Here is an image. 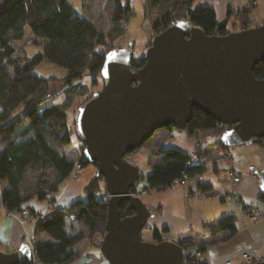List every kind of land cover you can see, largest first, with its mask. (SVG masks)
Here are the masks:
<instances>
[{"label":"trees","instance_id":"trees-1","mask_svg":"<svg viewBox=\"0 0 264 264\" xmlns=\"http://www.w3.org/2000/svg\"><path fill=\"white\" fill-rule=\"evenodd\" d=\"M194 2L144 0L143 13L151 19L155 35L184 18L209 35L222 36L260 25L254 22L256 6L229 8L227 17L219 20L212 6H195ZM82 9L84 14L80 15L70 0H0V187L1 200L9 211L30 208L28 202L32 199L55 203L74 166V161L66 154V148L72 144L66 111L80 89L82 95L88 90L87 85L80 84L83 76H90L92 81L101 76L107 52L121 47L115 46L113 41L124 35V24L136 13L133 0H82ZM102 10L109 20L107 31ZM96 12L97 19L94 18ZM27 29L34 44L43 47L42 51L29 55L24 47L18 50L16 43L29 38ZM99 45H103V49H98ZM42 60L68 71L66 86L61 91H50L46 80L33 74L34 66ZM144 64V54L135 55L131 62L133 70ZM254 76L264 79V61L256 65ZM61 95L62 101L54 102ZM51 101L55 104L46 107ZM19 126L23 129L17 131ZM226 129V125L202 110L192 109V120L187 128L190 135L212 134L215 145L229 148L220 139ZM254 142L264 146V137ZM155 154L161 155L162 161L151 165L143 187L146 192L167 189L183 173L192 178L204 174L209 168L207 163H190L189 153L177 149L158 150ZM79 162L83 168L90 164L84 156ZM198 187L206 193L212 192L210 182L205 179L199 181ZM83 193L86 199H79L45 220L36 221L33 237L38 264H74L81 256L76 248L80 242L92 238L97 232L105 234L109 193L104 178L97 175L90 178ZM260 196L264 199V194ZM160 210L158 206L152 213ZM120 212L122 217L134 213L128 201L121 204ZM71 214L75 215L73 220H70ZM67 220L71 221L69 227ZM234 221V216L228 215L206 225L211 235L199 242L178 240L177 244L186 250L196 245L197 255H190L187 261L190 264H210L205 257L206 251L237 233ZM44 234L50 240H44ZM153 239L154 242L163 241L159 230L154 231ZM2 244L0 242V246ZM100 245L101 241L97 243L98 247Z\"/></svg>","mask_w":264,"mask_h":264},{"label":"water","instance_id":"water-1","mask_svg":"<svg viewBox=\"0 0 264 264\" xmlns=\"http://www.w3.org/2000/svg\"><path fill=\"white\" fill-rule=\"evenodd\" d=\"M134 56L126 47L107 52L101 70L105 85L78 108L75 119L83 156L96 166L109 193L100 249L110 264H190L177 242L143 239L154 214L140 194V167L126 156L159 129L187 131L194 107L227 126L220 136L227 147L263 138L264 79L254 76V68L264 61V23L221 36L178 19L153 37L137 70L131 65ZM257 174L264 194V168ZM125 201L134 213L122 217ZM31 260L27 241L0 251V264Z\"/></svg>","mask_w":264,"mask_h":264},{"label":"crops","instance_id":"crops-1","mask_svg":"<svg viewBox=\"0 0 264 264\" xmlns=\"http://www.w3.org/2000/svg\"><path fill=\"white\" fill-rule=\"evenodd\" d=\"M245 2L246 0H195L194 5L212 6L218 19L223 20L227 17L229 8H243ZM253 17L255 23H264V0H258ZM139 54L141 52L135 53V55ZM53 104H55L53 101L48 102L46 107H51ZM165 130L159 131L163 133L157 136L154 144L156 150L142 147L132 155L131 160L137 165H143L147 174L151 168L149 161L154 156L158 157L157 164L162 161V156L155 154L156 151L177 149L190 153L196 149L198 137L173 128ZM214 138L212 134L203 137L205 146L202 152L207 155L209 165L204 174L189 178L185 182H176L172 187L164 190L153 189L147 192L143 190L146 182L142 178L139 187L144 204L151 212L156 207H161L159 213H154L149 218L142 237L144 240L154 241L153 234L157 229L163 240L177 242L181 239H194L199 242L201 238L211 234V230L206 225L220 217L232 215L235 218L237 233L229 240L209 247L205 254L206 259L210 264H226L230 260H233L232 264H241V254L244 252L255 256L257 260L264 259V216L255 219L250 215L251 210L263 208L264 199L260 196L262 193L257 170L264 168V146L253 142L226 148L216 146L213 143ZM228 171L242 175L241 182L234 185L228 176ZM94 173L95 169L84 167L80 177L82 180L72 183L66 180L64 189L57 194V207L62 209L81 199L83 186ZM203 179L210 182L212 192L198 195L197 191H200L198 184ZM234 189L240 195L238 199L231 198ZM28 206L43 210L46 208V203L32 199ZM35 225L36 221L21 223L16 218L8 217L6 211L0 208V242L3 246L6 241H10L14 250L26 239L34 240L30 233H34ZM42 238L50 240L46 234ZM76 248L80 249L81 256L75 264H109L101 249L95 244L84 241ZM187 253L197 255L196 245L188 248Z\"/></svg>","mask_w":264,"mask_h":264},{"label":"rangeland","instance_id":"rangeland-1","mask_svg":"<svg viewBox=\"0 0 264 264\" xmlns=\"http://www.w3.org/2000/svg\"><path fill=\"white\" fill-rule=\"evenodd\" d=\"M86 1H88V0H86ZM70 2L80 15L84 14L83 9H82V0H70ZM133 2H134V7L136 9L135 10L136 13L127 23L124 24L126 27V32L124 33V35L117 37L113 41V44H115V46H119V47L121 46V47H126L129 49H132V51L134 52V55H135V53L138 54L140 52H141V54H144L147 51L149 45L151 44L150 42L152 41L155 34L153 33V30H152L151 19L147 18L143 13V2H144V0H134ZM102 12H103V10H102ZM104 12H103V15L106 14ZM105 17H106V15H105ZM94 18L97 19V12L94 14ZM102 25H104V21H103ZM105 27H106V31H107L109 28V20L107 17H106ZM26 32H27V35L29 38H28V40H24L21 43L20 42L16 43L18 50H21L24 47L29 55H32L36 52L42 51L43 47L41 45L34 44V39L30 35L29 29H27ZM98 49H100V50L103 49V45H99ZM141 54H139V55H141ZM32 72L36 76H38L40 78H44L46 80L50 91L59 92L66 86V76H67L68 71L66 70V68H64L58 64L51 63V62H48L46 60H42L40 63H38L37 65L34 66ZM90 78L91 77L87 76V75L83 76L80 84L81 85H87L88 90H87L85 95H82L81 89H80L79 92L76 93L73 102L71 103V105L68 107V109L66 111L67 123L69 125L70 130H71V139L73 140L72 144L66 148L67 157L70 160L74 161L73 169H72L71 173L66 178V180H68L70 183L78 181V180H82V178L80 179V177L82 176L83 167L82 166L79 168L76 167V164L79 162V160L83 156V149H84V146L81 144L82 140L79 138V136L77 134L76 125H75L77 110L81 105L84 104V101L86 100L87 97H89L93 93H97V92L101 91L105 85V82H106V80L101 78V76L97 77V79H94L93 81ZM62 99L63 98L61 95L54 102H56V103L61 102ZM21 129H23V126H19L17 131L18 130L20 131ZM165 129L166 128H163V130H161V129L157 130L154 133V135L144 143L143 147H149V148L151 147V148H154V150H156V147L154 144L157 141V136L159 135V133H163V132H159V131H166ZM173 129H176V128H173ZM194 136L203 139V137H205L206 135L200 134L198 136L197 135H194ZM136 151H138V150H136ZM136 151L131 152L126 156V158L128 160H130L133 164H137L135 161L131 160L132 155L134 153H136ZM157 161H158V157L154 156L153 159L151 160L150 164L156 165ZM138 166L140 167V171H141V175H142L139 182H138V185H139L142 182V178L145 180L147 173H146V171H145L146 169L143 165L138 164ZM90 167L95 169V173L93 175V176H95L97 174L96 166L89 164L85 168H90ZM196 176H198V175H196ZM203 176H205V175H202V177ZM86 182H85V184H86ZM85 184H84V186H85ZM0 185H1V183H0ZM84 186H83V188H84ZM0 189H1V187H0ZM62 189H64V184L61 188V191H62ZM1 191H2V189H1ZM86 198H87L86 194L83 193V197L81 199H86ZM0 201H1V195H0ZM30 201H32V200H30ZM44 202L46 203V208L43 210H38V209L33 208L34 210L32 211L30 209L31 207L27 208V212L29 211V214L31 216L33 215L34 217L33 216L30 217V219L25 218V220H26L25 223L35 222L37 220V217L40 216V212L41 213L42 212L47 213L51 209L57 208V202L56 201L53 204H51V202H49L48 200H44ZM15 212H19V211H15ZM19 213H21V212H19ZM21 215L23 216V214H21ZM74 216H75L74 214H71L70 220H73ZM70 220L66 221V224L68 227L70 226V223H71ZM30 235L33 236V233L31 232ZM210 235L211 234H208L206 237L209 238ZM103 237H104V235H102L100 233V237L96 238V236L94 237V235H93L92 238L84 240V241H86V243L95 244L97 246V243L99 241L102 242ZM26 241H27V239H26ZM84 241H82V242H84ZM82 242H80V243H82ZM0 251L7 252L5 244H4V246H3V244H2V246H0ZM242 254H241V256H242ZM241 260L244 261L242 257H241ZM259 260H262V259H259ZM259 260L256 259L252 263H255ZM231 261H233V260H231ZM232 263L233 262H231L230 264H232ZM242 263L247 264V262H242Z\"/></svg>","mask_w":264,"mask_h":264},{"label":"built area","instance_id":"built-area-1","mask_svg":"<svg viewBox=\"0 0 264 264\" xmlns=\"http://www.w3.org/2000/svg\"><path fill=\"white\" fill-rule=\"evenodd\" d=\"M258 4V0H246L245 2V6L247 7H252V6H256ZM73 141V140H72ZM82 144V142H81ZM204 139L202 138H197L196 140V149L192 152L189 153V162L190 163H197V164H201V163H207L208 161V157L205 153H203V147H204ZM76 167H81V164L80 162H78L76 164ZM228 176L231 180V182L234 184V185H237L241 182V179H242V175L238 174V173H235V172H232V171H228ZM189 177L186 175V173H183V176L178 178L176 180L177 183H180V182H185L186 180H188ZM175 182V183H176ZM198 192V195L199 194H204L206 192L200 190V191H197ZM2 194V191L0 189V195ZM239 193L236 189H234V191L232 192V196L231 198H234V199H238L239 198ZM263 203V208H260V209H256L254 211L251 210V216L255 219L257 218H260V217H263L264 216V200L262 201ZM0 208L4 209L8 215V217H12V218H16L18 219L21 223H25V218L27 219H30V217H32L30 214H29V211L27 212V208H23L21 211V213L19 212H15V211H9L5 208L2 200L0 201ZM58 210H60L58 207L57 208H53L51 209L49 212H40V216L37 217V220L41 219V220H45L48 216L56 213ZM23 214V216L21 215ZM34 217V216H33ZM75 217V216H74ZM36 220V221H37ZM96 236V238L100 237V233L97 232L94 237ZM27 242L29 243V245L31 246V249H32V264H38L39 262L37 261V257H36V242L35 240L29 238L27 239ZM6 245V249H7V252H11L12 251V243L10 241H6L4 243ZM243 258L244 261L242 262H247V263H252L253 261L256 260L255 256L249 254V253H246L244 252L241 256ZM231 262L233 261H227L226 264H230ZM241 262V263H242Z\"/></svg>","mask_w":264,"mask_h":264},{"label":"flooded vegetation","instance_id":"flooded-vegetation-1","mask_svg":"<svg viewBox=\"0 0 264 264\" xmlns=\"http://www.w3.org/2000/svg\"><path fill=\"white\" fill-rule=\"evenodd\" d=\"M152 242H154V241H152ZM12 250H13V249H12ZM30 263H32V260H31V262H30ZM30 263H29V264H30Z\"/></svg>","mask_w":264,"mask_h":264}]
</instances>
